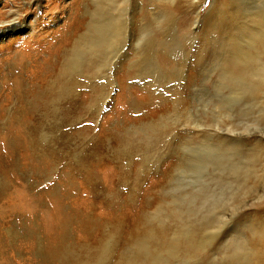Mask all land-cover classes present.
I'll return each instance as SVG.
<instances>
[{"label":"rangeland","instance_id":"rangeland-1","mask_svg":"<svg viewBox=\"0 0 264 264\" xmlns=\"http://www.w3.org/2000/svg\"><path fill=\"white\" fill-rule=\"evenodd\" d=\"M195 1L0 0V264H264V0Z\"/></svg>","mask_w":264,"mask_h":264},{"label":"bare ground","instance_id":"bare-ground-1","mask_svg":"<svg viewBox=\"0 0 264 264\" xmlns=\"http://www.w3.org/2000/svg\"><path fill=\"white\" fill-rule=\"evenodd\" d=\"M201 1L202 0H196L195 2H197V5H200ZM93 2L97 6L98 15L100 17V25L98 29L103 28L100 36L106 35L107 43L105 44L106 50L104 51L109 55V59L110 57H116V55L119 56V53L125 45V37L128 35V38H130L128 34V24L131 19L129 18L128 10L126 9V3L128 0H93ZM123 3H125L126 6ZM199 17V12L197 11L194 20L197 21ZM12 26H14V23ZM2 30L3 29L0 31L3 32ZM146 34H148L146 29H140L134 43L135 49L139 54H142L143 58H146L148 54L151 53L149 46L152 44V39ZM116 62H118V60ZM237 62L238 61H235L231 65L237 67Z\"/></svg>","mask_w":264,"mask_h":264}]
</instances>
